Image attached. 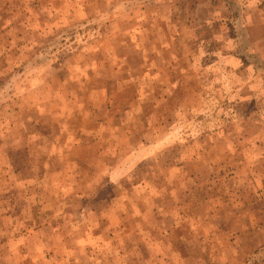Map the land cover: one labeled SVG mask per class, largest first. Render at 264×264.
<instances>
[{
    "label": "rangeland",
    "instance_id": "obj_1",
    "mask_svg": "<svg viewBox=\"0 0 264 264\" xmlns=\"http://www.w3.org/2000/svg\"><path fill=\"white\" fill-rule=\"evenodd\" d=\"M211 2L0 0V264H264V0Z\"/></svg>",
    "mask_w": 264,
    "mask_h": 264
},
{
    "label": "crops",
    "instance_id": "obj_2",
    "mask_svg": "<svg viewBox=\"0 0 264 264\" xmlns=\"http://www.w3.org/2000/svg\"><path fill=\"white\" fill-rule=\"evenodd\" d=\"M210 1H213V2H211V3H214V0H210ZM253 1H255V0H253ZM217 4L220 6V7H222V8H226V6L228 5V6H231V4H230V0H217ZM227 6V7H228ZM257 7V6H256ZM215 16V13H212V17H214ZM258 22V21H257ZM262 25H264V23H262Z\"/></svg>",
    "mask_w": 264,
    "mask_h": 264
}]
</instances>
